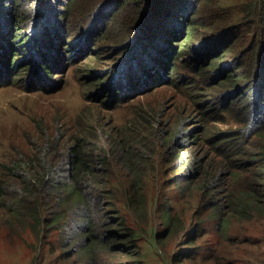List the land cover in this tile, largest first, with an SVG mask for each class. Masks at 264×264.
<instances>
[{"label": "rangeland", "instance_id": "obj_1", "mask_svg": "<svg viewBox=\"0 0 264 264\" xmlns=\"http://www.w3.org/2000/svg\"><path fill=\"white\" fill-rule=\"evenodd\" d=\"M99 5L100 0H81L76 14L63 22L69 41L64 47L74 53L63 50L59 58L61 50L52 47L50 63L61 65L51 78L36 85L33 71L43 62L33 61L24 64V74L15 69L13 80L20 75L22 81L9 84L8 74L0 80V189L10 195L0 196V264H84L74 250L71 258L60 257L64 249L50 245L58 233L39 237L13 216L18 203L5 166L33 156L43 138L81 139L95 163H109L107 178L115 185L109 201L124 221L122 233L132 235L136 247L135 257L122 258L125 263L264 264V218L230 217L227 208L249 173L228 182L230 168L221 166L218 151L225 153L230 144L221 140H239V125L224 119L223 99L211 82L203 81L201 90L189 85L194 78L184 71L175 84L153 88L143 82L134 89L130 80L139 81L144 63L138 64L136 50L128 51L131 43L138 47L140 31L125 29V37L119 28L104 26L106 11L98 13ZM33 11L40 14V5ZM29 31L39 33L34 24ZM228 157L227 166L245 162ZM133 199L139 210L129 206Z\"/></svg>", "mask_w": 264, "mask_h": 264}, {"label": "trees", "instance_id": "obj_2", "mask_svg": "<svg viewBox=\"0 0 264 264\" xmlns=\"http://www.w3.org/2000/svg\"><path fill=\"white\" fill-rule=\"evenodd\" d=\"M80 1L0 0V80L8 74L9 84L22 81L20 75L13 80L15 69L21 68L24 74V64L33 61L43 62L33 71L36 85L51 78L61 65L50 63L52 47L61 50L59 58L65 57L64 51L74 53L70 46L64 47L69 41L62 25L76 14ZM36 4L40 14L33 11ZM99 8L98 13L106 11L101 13L104 26L119 28L121 36H127L125 29L140 31L138 47L131 43L128 51L136 50L141 55L138 64L144 63L139 81L130 80L134 89L143 82L153 88L175 84L182 80L181 71L192 75L189 85L197 90L203 81L211 82L223 99L225 121L229 116L239 125L235 132L239 140L222 139L230 144L225 153L218 151L224 160L221 166L230 168L227 181L249 173L235 201L228 203L229 216L264 218V0H240L236 5L223 0H100ZM32 24L39 33L29 31ZM184 56L193 57L181 61ZM40 140L33 156L22 155L5 166L18 203L13 216L30 225L39 237L58 233L50 245L64 249L61 258L78 255L84 264H127L122 258L135 257L136 247L132 235L122 233L124 221L109 201L115 187L107 178L109 163H95L81 139L74 143H63L64 138ZM228 156L245 162L237 160L238 166H227L232 160ZM0 196L10 195L1 188ZM136 203L133 199L129 206L136 209ZM217 210L220 219L222 207ZM169 216L166 213L164 219L171 227ZM139 262L134 259L130 264Z\"/></svg>", "mask_w": 264, "mask_h": 264}]
</instances>
